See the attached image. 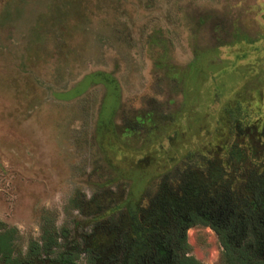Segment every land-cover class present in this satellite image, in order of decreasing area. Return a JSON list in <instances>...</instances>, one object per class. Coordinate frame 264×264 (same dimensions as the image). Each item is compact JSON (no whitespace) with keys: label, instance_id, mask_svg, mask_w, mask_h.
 Instances as JSON below:
<instances>
[{"label":"rangeland","instance_id":"obj_1","mask_svg":"<svg viewBox=\"0 0 264 264\" xmlns=\"http://www.w3.org/2000/svg\"><path fill=\"white\" fill-rule=\"evenodd\" d=\"M243 112L264 114V0H0V231L22 262L56 237L27 264H109L112 211L152 197L164 160L233 141ZM187 237L227 264L210 228Z\"/></svg>","mask_w":264,"mask_h":264},{"label":"flooded vegetation","instance_id":"obj_2","mask_svg":"<svg viewBox=\"0 0 264 264\" xmlns=\"http://www.w3.org/2000/svg\"><path fill=\"white\" fill-rule=\"evenodd\" d=\"M262 114L255 113L251 119L249 113L243 112L235 126L234 140L229 142L230 139L225 138L216 149L206 138L207 159L199 164L191 162L188 166L176 167L179 160H164L159 166L158 186L152 197L144 199V194L137 210L126 207L123 213L122 208L112 211L118 214L111 221L113 249L110 258L106 257L108 263L170 264L174 255L182 252L181 241L184 235L188 240L189 231L204 227L217 235L213 225L217 221L229 223L227 217L220 219L214 214L226 210L227 199L234 188L249 199L256 200V194L264 196V173L260 175L258 165L250 167L246 159L253 156L254 160L257 154L260 156L258 148L264 147ZM255 150L257 154L251 155ZM260 162V167H264L263 160ZM173 168L177 170L169 174ZM172 173L176 177L174 181ZM192 222L195 224L191 225ZM259 226L264 227L262 223Z\"/></svg>","mask_w":264,"mask_h":264},{"label":"trees","instance_id":"obj_3","mask_svg":"<svg viewBox=\"0 0 264 264\" xmlns=\"http://www.w3.org/2000/svg\"><path fill=\"white\" fill-rule=\"evenodd\" d=\"M234 190L230 191L226 210L214 214L215 217L220 216V219L222 217L229 219V223H227L220 220L218 222L215 218L214 222L216 220L217 223L213 225L223 247L225 260L227 264H264V243L259 241L261 236L257 237L253 234L254 231L260 229V223L264 225V196L256 194V200H253L247 198L246 194H238L235 188ZM193 219L196 220V217ZM198 220H201V217H198ZM193 224L195 222L191 223V225ZM261 229L264 231L263 226ZM48 232L45 230V241L41 245L32 246L31 252L22 262L20 255L16 256L15 254V231H0V264H27L26 260L35 257V255L40 257L44 254H52L55 250L54 245L58 242L56 237L53 234L49 235ZM180 248L182 252L176 253L170 264H201L194 256L189 255L186 235L181 241ZM77 258L78 256L70 253H60L55 262L57 264H78ZM90 264H99L98 259L92 258Z\"/></svg>","mask_w":264,"mask_h":264}]
</instances>
